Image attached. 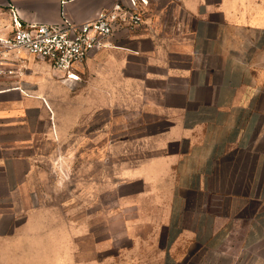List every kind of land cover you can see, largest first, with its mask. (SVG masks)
Wrapping results in <instances>:
<instances>
[{
  "label": "crops",
  "instance_id": "crops-1",
  "mask_svg": "<svg viewBox=\"0 0 264 264\" xmlns=\"http://www.w3.org/2000/svg\"><path fill=\"white\" fill-rule=\"evenodd\" d=\"M112 1L0 0V30L10 7L24 23L59 24L62 13L84 21ZM81 68L98 109L111 79L113 106L127 94L130 117L139 111L152 127L143 136L152 153L129 175L167 191L163 253L182 238L207 264H264V0H153L138 29L115 34ZM25 96H0V223L11 229L0 237L15 236L20 223L41 228L36 150L14 134L28 129L30 111L45 122L48 113Z\"/></svg>",
  "mask_w": 264,
  "mask_h": 264
},
{
  "label": "rangeland",
  "instance_id": "rangeland-1",
  "mask_svg": "<svg viewBox=\"0 0 264 264\" xmlns=\"http://www.w3.org/2000/svg\"><path fill=\"white\" fill-rule=\"evenodd\" d=\"M22 56L25 98H40L48 113L45 122L30 111L28 129L14 134L36 150L33 207L41 228L20 223L15 236L0 237V264H207L209 255L182 238L162 251L167 191L129 175L152 153L143 140L152 127L139 111L130 117L127 94L113 106L109 79L106 107L98 109L95 90L89 99L84 93L81 66L69 84L47 63ZM9 225L0 223V234Z\"/></svg>",
  "mask_w": 264,
  "mask_h": 264
},
{
  "label": "built area",
  "instance_id": "built-area-1",
  "mask_svg": "<svg viewBox=\"0 0 264 264\" xmlns=\"http://www.w3.org/2000/svg\"><path fill=\"white\" fill-rule=\"evenodd\" d=\"M153 0H113L108 8L84 21H69L62 13L59 24L24 23L9 8L10 25L0 30V96L23 89L25 59L22 55L47 63L71 84L79 80L78 68L95 51L103 49L117 33H130L144 21ZM176 22L173 31L183 33Z\"/></svg>",
  "mask_w": 264,
  "mask_h": 264
}]
</instances>
